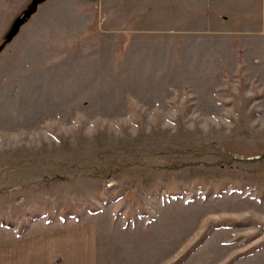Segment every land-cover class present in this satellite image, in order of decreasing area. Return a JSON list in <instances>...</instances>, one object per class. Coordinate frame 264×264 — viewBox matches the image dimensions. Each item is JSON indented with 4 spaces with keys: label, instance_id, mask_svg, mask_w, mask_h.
<instances>
[{
    "label": "rangeland",
    "instance_id": "obj_1",
    "mask_svg": "<svg viewBox=\"0 0 264 264\" xmlns=\"http://www.w3.org/2000/svg\"><path fill=\"white\" fill-rule=\"evenodd\" d=\"M249 1L0 0V242L91 220L97 264H264Z\"/></svg>",
    "mask_w": 264,
    "mask_h": 264
},
{
    "label": "crops",
    "instance_id": "obj_2",
    "mask_svg": "<svg viewBox=\"0 0 264 264\" xmlns=\"http://www.w3.org/2000/svg\"><path fill=\"white\" fill-rule=\"evenodd\" d=\"M233 4L237 12L251 14L255 2ZM235 3V2H234ZM264 14V4L260 2ZM96 222L85 220L58 229L28 233L0 242V264H97Z\"/></svg>",
    "mask_w": 264,
    "mask_h": 264
}]
</instances>
